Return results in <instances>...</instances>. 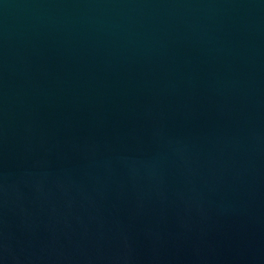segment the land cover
Segmentation results:
<instances>
[{"label": "water", "instance_id": "obj_1", "mask_svg": "<svg viewBox=\"0 0 264 264\" xmlns=\"http://www.w3.org/2000/svg\"><path fill=\"white\" fill-rule=\"evenodd\" d=\"M0 264H264V0H0Z\"/></svg>", "mask_w": 264, "mask_h": 264}]
</instances>
